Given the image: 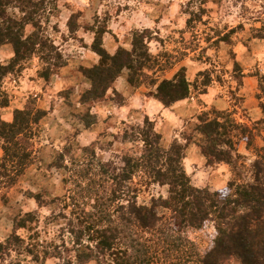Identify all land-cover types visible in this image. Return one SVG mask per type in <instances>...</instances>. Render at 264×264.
<instances>
[{
    "label": "trees",
    "instance_id": "16d2710c",
    "mask_svg": "<svg viewBox=\"0 0 264 264\" xmlns=\"http://www.w3.org/2000/svg\"><path fill=\"white\" fill-rule=\"evenodd\" d=\"M44 9V0H0V48L9 45L13 51L7 63L0 61V111L10 105L3 82L21 71L24 62L39 57L45 65L39 75L45 81L53 68L65 66L61 53L43 32L39 12ZM91 32L90 50L99 59L82 69L90 87L81 94L80 104L103 100L124 71L129 86H141L156 59L149 48L154 39L151 32L135 30L131 48L119 47L113 54L103 46L106 28ZM150 84L156 86L152 97L164 108L188 99L190 94L184 67L172 78ZM258 85L263 116L256 125L264 129V74L259 76ZM113 94L118 95L115 90ZM46 115L40 108H15L7 122L0 114V191L12 189L32 165L29 143ZM193 131L195 136H185L184 143L174 139L166 148L154 122L145 117L141 125L124 130L123 140L138 145L140 151L126 152L121 166L99 160L93 150L88 154L90 149L83 148L89 158L73 161L71 165L77 168L74 179L65 180L74 185V195L47 202L40 194L33 197L38 207L63 203L58 213L44 219L46 227L63 222L57 232L60 244L44 238L38 215L27 212L14 219L13 234L0 242V264L12 253L13 264L22 259L33 263L60 260L63 254L64 264L73 260L79 264H264V146L256 150L250 179H246L238 166L241 156L234 137L248 139L251 145V128L236 123L228 113L212 116L203 112L197 116ZM191 142L198 146L207 166L231 169L233 178L223 189L210 191L192 184L184 166L185 150ZM154 184L165 187L166 196L139 203L142 186ZM208 224L214 227V237L210 248L201 254L188 233ZM18 231H25L27 237Z\"/></svg>",
    "mask_w": 264,
    "mask_h": 264
},
{
    "label": "rangeland",
    "instance_id": "374dc122",
    "mask_svg": "<svg viewBox=\"0 0 264 264\" xmlns=\"http://www.w3.org/2000/svg\"><path fill=\"white\" fill-rule=\"evenodd\" d=\"M44 2L46 10L39 12L42 29L61 53L65 66L53 68L45 81L39 75L45 65L34 56L23 63L21 71L7 76L3 82L10 109L43 106L52 115L48 121L40 122L30 140L32 165L12 189L0 191V242L13 234L16 217L33 212L39 217L43 237L60 244L57 232L63 222L46 227L44 219L58 213L63 203L56 201L48 207H38L34 195L40 194L45 202L69 193L74 195V185L65 180L74 179L73 170L77 168L71 165L73 161L89 158L83 148L90 149L88 154L93 150L99 160L117 166L122 165L126 152L140 151L138 145L123 140V133L127 127L141 125L142 121L121 120L122 114L110 112L107 105L129 109L118 87L122 85L148 97L156 87L150 84L152 80L170 79L181 67L185 68L190 83V94L184 102L190 104L187 106L192 116L180 125L172 122L170 130L184 143L185 136H195L193 127L198 115L228 113L236 123L252 129L251 145L248 139L234 133L235 147L241 156L238 166L243 178L250 179V165L256 159V150L264 146L263 126L256 125L263 116L259 109L258 79L264 74V38L255 37L264 35V0H55L54 9L51 0ZM96 28H106L103 46L110 54L119 47L129 50L135 30H149L154 36L149 48L156 58L155 64L146 71L141 86H129L124 71L116 87L113 84L103 100L80 104L85 83L82 69L92 67L99 59L94 53L97 61L93 64L89 59L93 55L87 52H92L91 30ZM11 55L9 45L0 48L2 63H7ZM114 90L118 95L113 94ZM118 101L123 103L119 105ZM132 110L141 112L137 105L130 106L129 111L134 115L136 112ZM1 114L5 119L10 118V111ZM152 121L154 125L159 123L157 117ZM155 130L161 135L162 146L167 148L174 139L161 125ZM196 152L201 154L191 142L185 150L184 164L192 184L210 191L223 189L233 178L231 169L209 167L206 161L201 163L196 159ZM158 196H166L165 187L142 186L138 202L147 203ZM18 234L27 237L25 231ZM188 235L204 254L210 248L214 227L208 224ZM65 256L45 263L22 259L20 264H64ZM4 264H13V253Z\"/></svg>",
    "mask_w": 264,
    "mask_h": 264
},
{
    "label": "crops",
    "instance_id": "0c3cea01",
    "mask_svg": "<svg viewBox=\"0 0 264 264\" xmlns=\"http://www.w3.org/2000/svg\"><path fill=\"white\" fill-rule=\"evenodd\" d=\"M10 48H11V46H10ZM11 52H12V55H11V57H12L13 56L12 48H11ZM87 52H89L90 54L93 55V56H89V59H91V62L93 64L96 63V61H97L96 55L94 53L88 51V50H87ZM118 81H119V78L114 83L115 87H116V84ZM89 87L90 86H89L88 82L85 80L84 90L88 89ZM117 91L119 93H121L123 95V97L126 98L127 105H129V109L127 106L114 108V107H111L110 105H107V107L110 108V112L113 111L114 113H117V115L122 114V117L120 118L121 120H125V121L134 120V121H137L138 123H140L141 121L143 122L145 117H148L150 120H152V118L157 117L159 120V123L156 122V124H155L156 129L160 125L163 126L164 131L167 132L168 135L171 136V139H179V138H178V136H176V134L175 135L173 134V130H170V128H171L170 124L172 122H175V123L180 125L185 120H187L188 118H190L192 116V115H190L192 110L189 109L190 106H187L189 104L188 101H186V102L181 101V102L173 104L169 108H164L158 101H156L152 97V95H149L148 97H143V96L139 95L140 91L139 92L137 91L136 93H134V92L130 91L127 87L122 86V85H121V88H119V87L117 88ZM136 95H138V96H136ZM132 105L133 106L137 105L139 107V109H141V112L137 113L136 111L132 110V112H136L137 114L134 113V115H133V113H130L129 110H130V106H132ZM15 108L22 109L19 106L13 107V109H15ZM39 108L47 111V115L41 120L42 123L46 120L48 121V118H50V116L52 115L51 112L49 111V109H47L43 106H39ZM13 109H10L9 107L2 109L0 111V114L2 112L10 111V118L5 119V118H3L2 114H1L2 119L7 121V122H10L12 120ZM158 115H160V116L158 117ZM128 119H130V120H128ZM177 127H179V126H177ZM84 134L86 135L87 133H84ZM170 136H169V138H170ZM168 141H169V139H168ZM195 157L201 163L205 162V159L203 158V156L201 154H197V152L195 153ZM184 166H185V164H184ZM185 169H186V167H185Z\"/></svg>",
    "mask_w": 264,
    "mask_h": 264
}]
</instances>
